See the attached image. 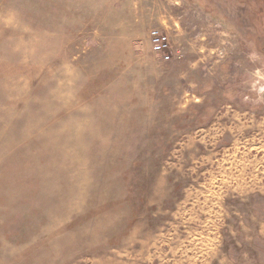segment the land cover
<instances>
[{
  "label": "rangeland",
  "instance_id": "1",
  "mask_svg": "<svg viewBox=\"0 0 264 264\" xmlns=\"http://www.w3.org/2000/svg\"><path fill=\"white\" fill-rule=\"evenodd\" d=\"M0 264H264V0H0Z\"/></svg>",
  "mask_w": 264,
  "mask_h": 264
},
{
  "label": "built area",
  "instance_id": "2",
  "mask_svg": "<svg viewBox=\"0 0 264 264\" xmlns=\"http://www.w3.org/2000/svg\"><path fill=\"white\" fill-rule=\"evenodd\" d=\"M152 52L161 60L169 63L182 59V50L174 43L169 33L153 31L150 38Z\"/></svg>",
  "mask_w": 264,
  "mask_h": 264
}]
</instances>
